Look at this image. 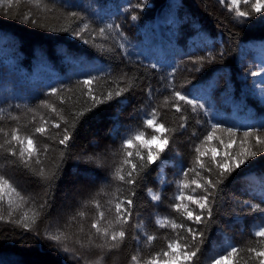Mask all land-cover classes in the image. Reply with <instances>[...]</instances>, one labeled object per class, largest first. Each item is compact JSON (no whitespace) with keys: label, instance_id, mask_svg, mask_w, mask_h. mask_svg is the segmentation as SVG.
<instances>
[{"label":"trees","instance_id":"1","mask_svg":"<svg viewBox=\"0 0 264 264\" xmlns=\"http://www.w3.org/2000/svg\"><path fill=\"white\" fill-rule=\"evenodd\" d=\"M137 2L20 0L18 4L14 2L11 9L7 4L0 5V108L4 110L0 127L6 130L19 127L20 134L25 135L39 125L40 116L58 120L59 117L40 106L41 101L48 100L61 107L56 97L44 95L50 87L71 89L63 93L66 100L63 115L71 121L72 113L89 107L83 95L86 89L78 83L89 73L102 77L93 85L97 95H106L115 89L114 81L125 73L127 78L120 82V87L133 86L124 96L85 112L68 149L53 143L58 139L56 129L51 130L52 140L36 134L39 147L43 148L45 143L51 147L41 157V165L34 167L42 166L46 172H51L59 165L58 178L51 181L49 188L38 183L39 178L28 170L10 163L11 158L0 154V175L9 179L26 197H31L15 216L24 211L31 215V210L38 207L46 192L52 205L32 232L0 223V264H72L67 254L45 239L44 233L63 230L69 236V246L80 250L73 241L80 239L87 243L86 233L99 211L105 212L107 220H114L116 202L127 198L133 190L113 180L111 175L124 158L122 139L136 131H145L148 136L153 134L151 129L143 127L144 113L152 107L158 108L160 121L166 128L176 129L180 123L179 114L164 103L165 97L171 96L165 86L173 68L176 69L177 90L188 92L204 103L207 116L193 115L184 105L189 127L182 135L173 137V150L168 154L166 166L158 169L155 164L151 165L141 173L134 187L133 216L124 226L125 242L103 258L99 249L85 252L88 264H130L131 256L138 250L141 258L146 259L166 249L167 241L176 238V233L169 227L161 228L157 219L188 223L170 205L178 202L175 200L179 192L177 180L189 182L190 186L184 189L185 195L203 194L199 189L192 192L194 173L187 177L180 175L181 159L184 167H192L194 145L210 130L206 124L197 125V119L238 127L241 138L249 126L264 122V99L257 94L250 75L262 61L259 53L264 48V14L253 12L248 18L237 19L235 12L229 11L227 0L224 5L219 0H146L142 10L134 7ZM130 4L133 6L131 12L126 11ZM239 7L241 11H250L243 3ZM71 12L78 13V17H70ZM25 13L36 17L42 26L23 23ZM132 14L139 19L132 21ZM84 23L90 25L89 29L82 31L80 36L75 35L78 26L82 28ZM109 23L120 24L124 36L114 32L108 33L107 39L100 36L98 29ZM65 28L69 30L64 31ZM118 42L125 44V50L119 48ZM208 52L216 59L200 63L199 58L206 57ZM221 52L223 56L219 55ZM153 63L158 65L155 70L150 67ZM149 86L154 90L151 100L145 95ZM17 104L21 105L19 110L15 108ZM25 106L36 109L35 121L33 113ZM9 112L19 116V121L11 120ZM60 122L63 126V121ZM193 131L196 137H192ZM0 142H3L2 135ZM233 147L238 150L236 145ZM98 152L104 154L103 168L88 162V157ZM128 170L129 166L124 165L123 173ZM161 171L168 180L166 185H161L157 178ZM220 188L214 219L206 225V242L199 264L206 255L219 254L228 245L244 247L255 241L253 233L264 214L253 212L244 201L264 207V153L232 173ZM69 190L74 191L75 196L59 213L64 193ZM154 194L161 196L160 201L152 200ZM190 207L195 209L194 205ZM4 210L7 215L6 205ZM78 212L83 213V217L69 223ZM137 224L141 225L139 229ZM81 226L84 232H80ZM145 234L157 238L149 245ZM133 236H140L139 243Z\"/></svg>","mask_w":264,"mask_h":264},{"label":"snow or ice","instance_id":"2","mask_svg":"<svg viewBox=\"0 0 264 264\" xmlns=\"http://www.w3.org/2000/svg\"><path fill=\"white\" fill-rule=\"evenodd\" d=\"M20 3V0H0V5L7 4L9 9L13 3ZM221 5L226 3V0H219ZM243 3L250 6V11H241L239 5ZM229 11H234L237 19L248 18L251 13L264 14V0H227ZM146 6V0H138L134 5L137 9H143ZM132 5L130 4L126 11L131 12ZM51 11V9H50ZM5 15L8 12L5 11ZM18 15V14H17ZM72 18H77L78 13L71 12L68 14ZM131 20L136 21L139 17L135 14L131 15ZM82 20V18H81ZM23 23L31 24L33 26H42L40 21L31 15L25 13L23 16ZM90 25L84 23L82 28L78 26L75 35L80 36L82 31H87ZM68 31V28L63 29ZM99 35L107 39L108 33H115L121 37L124 36L120 24L109 23L103 28L98 29ZM87 43V41H85ZM119 48L125 50V44L118 42ZM223 52L219 55L223 56ZM216 59L212 52H208L206 57L199 58L200 63L205 60L214 61ZM196 63V61H193ZM152 69H157L158 65L153 63L150 65ZM175 72L173 68L167 78L165 90L171 91L170 97H165V104L171 106L176 114H179L178 128L169 129L165 127L164 122L160 121V116L157 107H152L149 112L144 113L143 127L151 129L150 136L146 135L145 131H136L130 135H126L122 139L121 151L124 153L122 164L117 166L112 172V179L123 182L129 185L133 190L130 195L122 200H118L115 204V217L114 220H107L105 212L99 211L98 217L91 223L90 230L86 233L87 243H83L80 239L73 241L74 245H78L80 250L75 246H69V236L63 230H57L56 233H44L45 239L52 242L60 251L67 254V259H70L72 264H88L85 252L92 249H99L101 258L103 256L118 250L125 242L126 231L124 226L129 223L133 216L134 200L136 195L134 190L135 185L141 178V173L146 172L148 168L155 164L158 169L166 166L168 154L173 150L171 145L174 142L173 137L182 135L184 130L189 127V117L186 114L184 105L188 106L193 115L207 116L208 109L204 103H201L198 98L190 96L188 92L177 90L175 84ZM253 77H264V67L259 71H252L250 73ZM127 78V73L114 81L116 84L115 89L109 90L106 95H97L93 85L97 80L102 79L100 76H93L90 73L85 79L78 83L82 86L83 95L87 97L86 103L89 107L84 111L75 112L71 114V121L64 118L66 104L65 96L63 93L70 92L71 89L63 87H50L45 96H54L59 101L61 107L50 103L48 100L41 101V107L48 109L59 119H48L45 116H40V123L35 126L29 134L21 135L19 127H12L6 130L0 127V135L3 136V142H0V154H4L10 159V163L18 165L29 171L35 177L39 178L40 183L46 189L50 187L52 180L57 179V172L59 165H55L56 171L46 172L45 168L34 167V165H41V157L45 156L50 150L51 145L45 143L43 148L38 146L35 140L36 134L45 140H52L51 130L56 129V136L58 139L53 140L54 144L63 145L64 149H68L70 142L73 141L75 136V129L85 112L92 111L93 108L100 104L115 99L116 97L124 96L126 93L133 90V86L120 87V82ZM264 84V79L261 80ZM183 88V85H181ZM264 91V88H262ZM154 90L149 86L145 90V95L149 100L152 99ZM68 99H71L69 97ZM27 108V106H25ZM19 110L21 105H15ZM3 109L0 108V119H3ZM28 112L33 113V121L36 120V109L27 108ZM9 118L14 121H19L20 117L8 113ZM60 121H63V126ZM197 125L206 124L210 130L203 135L199 143L194 145L195 157L192 167H184L181 159L180 175L187 177L189 173H194V178L191 180V185H194L192 192L201 190L202 195H185L184 189L188 188L189 182L180 179L176 181L178 194L175 200L178 201L170 205L174 211L180 214L188 223H176L174 220L167 218H160L156 223L161 227H169L176 233L175 239H169L166 244V249L156 252L146 259H142L139 250L137 254L131 256L130 264H199L200 254L202 253L203 246L206 242V225L211 223L214 219V208L217 196L221 191L220 186L239 169L248 166L250 161L261 153H264V122L259 126H249L243 131L242 138L238 135L241 131L240 128L235 126H224L220 121L214 120H196ZM192 137H196V131L191 133ZM227 136L225 140L224 137ZM216 146H213V145ZM234 145L238 150H234ZM98 146V145H97ZM177 155L179 153L177 152ZM63 152L61 153V158ZM135 161V162H134ZM208 161V162H206ZM88 162L95 163L98 167L105 166L104 154L98 152L93 156L88 157ZM129 166V170L123 173V166ZM157 178L161 185L168 183L167 178L163 175L162 171L158 172ZM199 178V179H196ZM151 192V189H149ZM159 194L152 195L153 201H160ZM31 197H26L18 190L17 186L10 182L4 175H0V223L12 224L22 228L25 232H32L37 221L47 211L51 210V203L48 199L47 192L42 202L38 204L34 210L24 211L18 217L15 216L16 211L23 204H28ZM186 201V202H185ZM35 204V201H32ZM253 212L264 214V207L260 204H250L244 201ZM5 205L7 206V215H5ZM190 205H194L195 209ZM97 209L100 208L99 203L96 205ZM198 210V211H197ZM78 217H83V213H76L70 218L69 223L77 221ZM103 222V223H102ZM204 226V227H201ZM140 224L136 225L139 229ZM80 232H84L83 226ZM39 234V233H38ZM146 241L150 245L157 237L154 235H147ZM253 236L255 241L249 243L244 247L236 245H228L224 251L210 257L207 264H264V218L261 219L260 224L254 231ZM133 239L139 243L140 236H133ZM97 241H100L97 243Z\"/></svg>","mask_w":264,"mask_h":264},{"label":"rangeland","instance_id":"3","mask_svg":"<svg viewBox=\"0 0 264 264\" xmlns=\"http://www.w3.org/2000/svg\"><path fill=\"white\" fill-rule=\"evenodd\" d=\"M259 57L262 59V61L260 64L259 63L257 64V66H256L257 69L255 71H259V70H261L262 67H264V48L260 49ZM252 78H253L252 85L254 86L257 94L261 98L264 99V91H262V88H264V84L261 83V80L264 79V77H253L252 76ZM74 194H75L74 191H70V190L64 193V196H63L64 198L62 199L60 207H59V213H61V207L64 204H68L72 200V198L75 196ZM217 254L218 253H212V254L206 255L202 259V264H207L208 259L210 257L217 255Z\"/></svg>","mask_w":264,"mask_h":264}]
</instances>
